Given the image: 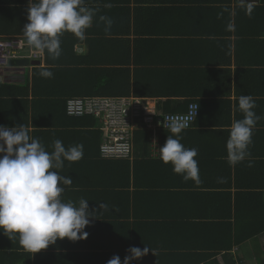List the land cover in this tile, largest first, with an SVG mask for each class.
Masks as SVG:
<instances>
[{
	"label": "crops",
	"instance_id": "1",
	"mask_svg": "<svg viewBox=\"0 0 264 264\" xmlns=\"http://www.w3.org/2000/svg\"><path fill=\"white\" fill-rule=\"evenodd\" d=\"M108 4L111 7H107ZM85 6L96 10L85 40L88 37L94 39L92 54L96 61L105 60L106 65L117 69V72H109V76L115 74L120 90L129 89L133 95L154 99L160 111L177 105L184 109L189 100H197L201 104V117L191 128L182 129L180 133L181 143L186 148L197 149L195 159L200 182L186 181L182 175L173 172L170 163L161 161L159 148L165 144L168 135H173L170 130L160 129L154 133L141 128L148 132L150 147L148 150L134 148L132 159L145 161L141 178L143 182L149 180L150 184L143 185L142 190L149 192L136 201L133 197L124 201L128 198H122V194H109L116 188L105 189L96 185L116 180L112 163L102 162L100 147L105 138L99 129L100 121L98 124L94 119L68 118L62 104L52 97L43 100L42 96L32 92L26 97L8 94L9 89L3 87L4 84L32 83L34 68L44 66L45 61L0 68V125L14 127L23 124L28 134L38 138L48 152L54 151L56 139L61 140L66 149L83 145L82 159L76 162L65 160L64 166L55 170L73 181L71 185L63 186L62 199L77 206L81 198L86 199L89 211L101 223L115 221V216L121 219V216L133 212L146 223L157 221L164 215L180 220L190 213L204 215L206 222L205 214L212 207L209 203V207L198 203V198L203 195L199 194L195 199H187L185 195L186 199H183L181 195L182 199L178 200L170 192L227 191L230 178H235L231 167L235 169L236 164L231 165L228 161L226 142L231 124L243 118L238 107L239 97L251 95L256 103L254 111L262 118L253 131L250 156L240 162V189L245 191L243 187H248L250 191H256L258 199L263 202L264 0H85ZM27 7L28 0H0V38L14 36L26 40L21 33L28 23ZM101 15L113 20L108 33L104 23L99 21ZM71 37L75 36L71 33ZM117 39L123 41L118 42ZM85 40L75 44L76 54L88 51ZM42 93L43 89L37 90V94ZM221 108L225 114L222 117L219 114ZM226 109L231 112V118H228ZM70 165L76 168L74 176V172L68 169ZM163 200L167 203L163 204ZM101 204L107 207L101 208ZM174 206L177 210L171 212L170 207ZM156 227L159 230L153 226L148 228L151 234L154 233L151 235L154 240L160 237L179 240V232L174 238L173 231L165 236V230L160 225ZM190 233L193 232L187 231L183 237ZM88 237L99 241V246L100 242L109 245V239L114 235L103 233ZM83 240L58 239L55 244L32 254L31 263L36 264V258H39L38 264H51L54 259L52 253L60 252L65 255L61 264H107L106 257L103 263L98 259L96 263H86L83 255L115 253L107 248L82 247ZM58 242L66 248L57 251ZM254 242L248 253L241 252L240 247L235 248L237 264L240 261L259 264L256 257L264 255L258 253V247H264V233L259 235V241Z\"/></svg>",
	"mask_w": 264,
	"mask_h": 264
},
{
	"label": "trees",
	"instance_id": "2",
	"mask_svg": "<svg viewBox=\"0 0 264 264\" xmlns=\"http://www.w3.org/2000/svg\"><path fill=\"white\" fill-rule=\"evenodd\" d=\"M89 33L90 31H86V36ZM21 34L24 35V30H22ZM60 39L62 48L61 56L53 60L47 52H44L45 65L34 68L32 83H28V81L26 83L8 82L3 85V87L9 89L8 94H10V96L26 97L27 94L32 92L36 94V96H42L43 100L52 97L62 104L66 117L71 119H94V122L98 124V118L92 114L84 116L69 115L66 111L67 99L71 97L88 96H111L117 98L136 97L142 100L151 99L133 95L130 93L129 89H119L114 77L115 74L109 76V72H117V69L106 65L105 60L100 59L96 61L93 57L92 45L94 39L89 37L87 40L84 39L85 42H87L88 51L82 55L76 54L74 46L76 43L84 40L71 37V32H65ZM117 41L120 42L123 41V39H117ZM103 56L105 57V55ZM29 61L28 59H15L11 61V64L26 65ZM43 70L51 71L53 73L52 77L45 78L41 76L40 73ZM40 89H43L42 94L44 95L37 94V90ZM193 102L198 103L197 100H189L187 107L184 109L177 105L176 107H172V109H165V111L158 110L160 113H184L188 111L190 103ZM199 106V115L192 123V126L197 119L201 117V104H199ZM226 111L230 116L228 118H231L229 109H226ZM219 114L221 117L225 115L223 108L219 110ZM163 130L167 131L170 129ZM133 140L132 152L129 155L118 157L103 156L105 159H103V163L105 162L109 165L112 163L115 167L114 177L116 180L109 183L99 182V184H96L105 189L110 187L116 188V191H111L109 194H122V198H128L124 201H130V197H133V200L136 201L149 192L142 190L143 185L150 184L147 182L149 180L143 182V178H141L142 169H144L143 163L145 161L140 158L132 159L134 148L137 150L140 148H144V150L149 149L148 132L141 129L136 130ZM68 169L74 172L72 175L74 176L76 168L70 165ZM231 171L235 173V178H233V180L232 177L230 178L227 191L214 190L200 193L194 190L192 193L177 192L175 194L174 192H170L171 195H176L175 197H177L178 200L182 198L190 199V197L195 199L199 194L203 195L198 198V203H205L206 206L207 203H209L212 207V209H207L208 213L205 214V218H207L206 222L204 221V215L200 214L196 216L190 213L184 218L181 217L180 220H173L175 216L174 218L173 216L168 218L164 215L157 221L146 223L143 222V219L139 215L133 212L132 214L127 213L121 216V219H117V216H115L113 219L115 221L101 223L91 214L93 217L89 218L90 223L83 231L87 232L88 236L92 237L104 233L112 234L114 238L109 239V245L100 242L98 246L97 244H99V241L94 240L95 238L92 240L91 237H88L82 241L81 246H86L87 248H107L115 253H101L95 255L83 253L86 263H92L94 261L96 263L97 259L98 262H100L104 257L109 260L114 255H119L121 262H123L124 257L129 255L127 250L130 247H139L141 250L147 247V254L138 260H133L131 264H207V262L209 264H237L235 248L240 247L241 252L248 253V251H251L253 245H255L254 241H259V235L264 233V201L262 202L261 198L260 200L258 199L256 194L259 193L256 191H250L248 187H243L246 188L245 191L240 189V162L236 164L235 169L231 167ZM77 183L80 185L78 180ZM232 188H235V190L232 191ZM181 195L182 198H180ZM183 195L187 197L185 198ZM260 195L263 198V194L260 193ZM171 201L168 202V205ZM166 203L167 202L163 200V204ZM170 208H172L170 209L171 212H176L177 210L175 206ZM130 214L133 215L132 218H130ZM147 224L150 225L147 227ZM156 225H160V227L165 230V236L167 232L173 231L174 238H176V232H179V240H171V238L166 237H160L158 240H154L151 237L154 233L151 234L148 228L153 226L154 229L159 230ZM187 231L193 233L183 237ZM70 247L74 248L75 246L70 245ZM61 248L65 249L66 246L64 247L63 245L62 247V244L58 242L56 245L57 251ZM258 253H264V247L259 246ZM52 254L54 259L51 264H61L65 255L60 254V252ZM31 255L32 253L24 250L19 244L18 235L9 239V237L0 230V264H32ZM256 259L259 264H264V255H258ZM35 263H39V258H36ZM100 263H103V261ZM240 264H245V262L240 261Z\"/></svg>",
	"mask_w": 264,
	"mask_h": 264
},
{
	"label": "clouds",
	"instance_id": "3",
	"mask_svg": "<svg viewBox=\"0 0 264 264\" xmlns=\"http://www.w3.org/2000/svg\"><path fill=\"white\" fill-rule=\"evenodd\" d=\"M106 6L111 7L110 4ZM95 16L96 10L86 7L85 0H28L24 36L29 46L41 53L47 52L55 60L62 54L60 37L71 32L80 40L86 39V30L92 26ZM99 21L104 23L105 32H110L113 20L101 15ZM40 74L45 78L53 75L49 70ZM238 107L243 118L231 124L226 142L231 165L250 156L253 131L262 118L254 111L256 103L251 95H241ZM184 127L186 125H170L173 135H168L165 144L159 148L160 159L164 164L170 163L173 172L182 175L186 181L191 179L199 183L195 159L198 152L181 143L180 133ZM53 147L54 151H46L38 138L28 134L23 124L0 125V230L9 239L18 235L19 244L32 254L55 244L58 239H86L88 233L83 230L93 217L86 199L81 198L78 206L62 199L63 186L71 185L73 181L55 171L64 166L65 160L82 159L83 145L66 149L63 142L56 139ZM127 251L129 255L123 262L119 255H114L107 264H131L145 256L148 248L130 247Z\"/></svg>",
	"mask_w": 264,
	"mask_h": 264
},
{
	"label": "built area",
	"instance_id": "4",
	"mask_svg": "<svg viewBox=\"0 0 264 264\" xmlns=\"http://www.w3.org/2000/svg\"><path fill=\"white\" fill-rule=\"evenodd\" d=\"M15 59L44 61L45 53L33 49L23 37L0 38V68L9 66ZM66 111L73 116L92 114L97 117L105 138L102 155L118 157L132 152L136 130L146 128L155 133L162 128L170 129L172 124L189 128L199 115L200 106L193 102L187 112L160 113L154 99L88 96L68 98Z\"/></svg>",
	"mask_w": 264,
	"mask_h": 264
},
{
	"label": "water",
	"instance_id": "5",
	"mask_svg": "<svg viewBox=\"0 0 264 264\" xmlns=\"http://www.w3.org/2000/svg\"><path fill=\"white\" fill-rule=\"evenodd\" d=\"M33 64H40V61H33Z\"/></svg>",
	"mask_w": 264,
	"mask_h": 264
}]
</instances>
